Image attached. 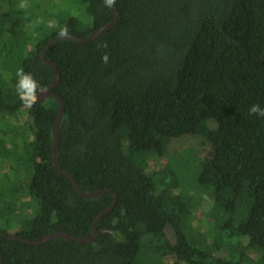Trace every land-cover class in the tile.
Wrapping results in <instances>:
<instances>
[{"label": "trees", "instance_id": "16d2710c", "mask_svg": "<svg viewBox=\"0 0 264 264\" xmlns=\"http://www.w3.org/2000/svg\"><path fill=\"white\" fill-rule=\"evenodd\" d=\"M77 1L86 24L0 15V264H264V118L248 114L264 107V0H116L114 26L51 45L43 57L64 104L56 162L81 191L105 190L87 199L51 162L57 101L27 109L15 91L18 68L50 85L38 56L61 29L86 38L114 19L102 0ZM188 138L207 149L195 193L173 194L162 169L123 154L126 143L163 156ZM200 191L217 212L193 233L185 219ZM113 194L93 243L7 238L91 236Z\"/></svg>", "mask_w": 264, "mask_h": 264}, {"label": "rangeland", "instance_id": "374dc122", "mask_svg": "<svg viewBox=\"0 0 264 264\" xmlns=\"http://www.w3.org/2000/svg\"><path fill=\"white\" fill-rule=\"evenodd\" d=\"M20 2L21 0H0V15L8 13L11 8L14 11L21 9L18 7ZM27 3L29 6L24 9V15L29 13L32 19H36L35 21H38L39 17L45 20L47 15L55 18L53 27L66 22L69 18H76L83 24L87 23L84 7L77 0H27ZM180 143L182 144H176L169 154L163 156L131 153L128 144L124 143L123 154L136 168L144 169L149 174L162 169V178L170 187H173V194L178 193L179 187L182 186L187 192L195 193L196 191H193L196 188L195 175L198 170V158L202 157L207 149L200 147L192 138ZM156 180L157 178L154 182ZM194 198L193 202L198 204L194 207L191 218H186L185 222L194 230L193 233L204 232L207 228V216L214 215L217 210L207 192L200 191L195 194Z\"/></svg>", "mask_w": 264, "mask_h": 264}, {"label": "water", "instance_id": "95a60500", "mask_svg": "<svg viewBox=\"0 0 264 264\" xmlns=\"http://www.w3.org/2000/svg\"><path fill=\"white\" fill-rule=\"evenodd\" d=\"M110 10L113 12L114 19L112 21L104 24L100 28L94 30L88 37H86V38H80V37H77V36H74V35H70V34H67V36L66 37H63V38H61L59 36H55L41 50V52L39 53V56H38L40 62H43V63L47 64L53 70V79H52V82L50 83L49 86H47L46 88H44V91L43 92L38 93V97H37L38 102H43L45 99L53 98L58 103V111H57L56 118H55L54 123H53V126H52L53 144H52V152H51V162H52V165L54 166V168H55V170L57 172H59L60 174L66 176L67 178H69V180L72 182V185H73V187L75 188V190L77 192V195L79 197H81V198H84V199L94 197V196H96V195L104 192L105 190H97V191H94V192H83V191H81L78 188V186L76 184V181L74 180V178L72 177V175L70 173L66 172V171H63L57 165V162H56V154H57L58 143H59V131H58V129H59V124H60L61 117H62L63 110H64V104H63L62 99L52 91V89L56 86V84L58 82L57 69H56L55 65L52 62L46 60L43 57V54L58 39H70V40H73V41H75L77 43H84V42H87V41H90V40L96 38L103 31H105L106 29L114 26L118 22V19H119L118 12L114 9V7L113 8H110ZM116 201H117L116 195L113 194L112 203L106 209H104L102 212H100L95 217V219L91 223V229H92L91 236L74 237V236L69 235L67 233L56 232V233H51V234H48L46 236H43L42 238H40L38 240H34V241H31V240H28V239L18 238V237H15V236H7V238L12 239V240H15V241H20V242H23V243H27V244H30V245H38V244L44 243L45 241L50 240V239H53V238H62V239H65V240H68V241H71V242H76V243H79V244H90V243H93V242H95V239H96V236H97V229L95 227V222L98 219H100L103 216H105L107 213H109L113 209V207L115 206ZM1 236H5V235H1ZM0 262H1V256H0Z\"/></svg>", "mask_w": 264, "mask_h": 264}, {"label": "clouds", "instance_id": "9594fccd", "mask_svg": "<svg viewBox=\"0 0 264 264\" xmlns=\"http://www.w3.org/2000/svg\"><path fill=\"white\" fill-rule=\"evenodd\" d=\"M102 3L107 8L115 7L116 0H102ZM27 0H21L20 4L18 5L21 9H26L28 7ZM55 25V21L51 22ZM68 34L67 28H63L58 32V36L63 38L66 37ZM103 48H107V43H103L100 45ZM101 60L104 63H108V54L105 52L101 56ZM16 83H15V91L22 103V105L27 108L31 109L37 102H38V93L44 91L43 86L40 82L33 76L30 72H25L23 68H18L15 72ZM248 114L250 116H257L260 118H264V107H261L259 104H252L248 109Z\"/></svg>", "mask_w": 264, "mask_h": 264}]
</instances>
